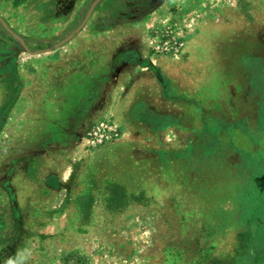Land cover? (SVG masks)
<instances>
[{
	"label": "rangeland",
	"instance_id": "obj_1",
	"mask_svg": "<svg viewBox=\"0 0 264 264\" xmlns=\"http://www.w3.org/2000/svg\"><path fill=\"white\" fill-rule=\"evenodd\" d=\"M259 96L264 0H0V264H264Z\"/></svg>",
	"mask_w": 264,
	"mask_h": 264
},
{
	"label": "crops",
	"instance_id": "obj_2",
	"mask_svg": "<svg viewBox=\"0 0 264 264\" xmlns=\"http://www.w3.org/2000/svg\"><path fill=\"white\" fill-rule=\"evenodd\" d=\"M260 98L264 99L261 96L258 97L254 107L256 111L252 112L253 118H250V110L247 111L250 108L249 103L245 106H229L226 111V121H224L226 126L221 128L215 127L214 130H211V133H209V143L211 141L213 142L214 139H221L223 134L228 139L227 144L224 145H231L234 151H238L237 153L240 154V157L251 151L255 154V147H257L258 154H264V122H262L263 120L261 117L263 114L262 109H264V100L261 102ZM238 107L241 109V114L243 116L238 115ZM236 160L238 161V159Z\"/></svg>",
	"mask_w": 264,
	"mask_h": 264
}]
</instances>
